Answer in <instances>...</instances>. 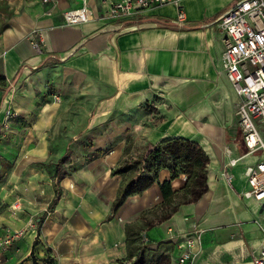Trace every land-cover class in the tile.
Instances as JSON below:
<instances>
[{
	"label": "crops",
	"instance_id": "0c3cea01",
	"mask_svg": "<svg viewBox=\"0 0 264 264\" xmlns=\"http://www.w3.org/2000/svg\"><path fill=\"white\" fill-rule=\"evenodd\" d=\"M110 1L116 0H87L97 17L66 24L63 12L79 8L82 0H0V122L14 99L18 111L27 109L15 87L48 68L58 70L69 89L87 91L89 101L87 117L59 156L68 145L69 162L52 211L46 209L55 188L42 165L49 155L21 153L9 161L13 156L3 152V164L12 165L2 179L0 196L8 207L0 210V233H24L1 253L2 264H32V251L36 264L129 263L140 248L144 264H159L175 257L176 239L193 227L201 244L187 264H255L264 249V200L243 197L244 169L264 153H246L235 114L239 98L220 69L224 34L217 21L233 0H183V24L172 5L103 19ZM170 137L194 141L205 151L207 191L168 215L160 183L170 173L161 169L156 182L129 196L105 221L121 182L112 169ZM231 159L238 162L228 168L229 187L219 175ZM185 181L184 175L172 180V192ZM43 214L33 247L37 227L28 222L37 223ZM126 226L134 242L127 241Z\"/></svg>",
	"mask_w": 264,
	"mask_h": 264
},
{
	"label": "built area",
	"instance_id": "2783aa9c",
	"mask_svg": "<svg viewBox=\"0 0 264 264\" xmlns=\"http://www.w3.org/2000/svg\"><path fill=\"white\" fill-rule=\"evenodd\" d=\"M43 3L52 0H41ZM183 0H116L110 1L102 13L103 19L120 20L148 12L154 8L172 5L179 8L176 20L183 24L184 11L181 10ZM49 13V11L47 12ZM66 24H79L93 20L96 13L90 8L87 0H82L79 8L63 12ZM218 27L223 32V50L220 69L226 75L239 100L235 114L247 154L258 151L264 153V141L256 127V123H264V0H233L231 6L219 14ZM33 47H39L36 35L31 38ZM160 105L167 107L166 102ZM16 115L5 110L4 118ZM7 122H0V132ZM229 152L230 150L226 148ZM238 159L229 160L220 172V179L231 187L233 175L228 168L236 166ZM248 190L243 192L244 198L256 201L264 200V159L249 164L244 169ZM17 202L12 209L17 208ZM28 226L36 227L30 220ZM24 230L6 229L0 233V264L5 259L1 253L7 250L23 235ZM264 234V230H263ZM145 240V238H143ZM201 244L200 231L195 227L176 239L177 254L168 264H187L193 259L195 250ZM255 264H264V249L255 259ZM75 264V263H63Z\"/></svg>",
	"mask_w": 264,
	"mask_h": 264
},
{
	"label": "rangeland",
	"instance_id": "374dc122",
	"mask_svg": "<svg viewBox=\"0 0 264 264\" xmlns=\"http://www.w3.org/2000/svg\"><path fill=\"white\" fill-rule=\"evenodd\" d=\"M15 88V96L26 98L27 109L18 111L13 104L14 99L8 109L16 115L4 118L5 111L2 115V124L7 122L0 132V174L4 175L12 164H3V152L13 156L7 159L9 161L17 159L21 153L47 154V161H54L62 154L64 144L72 139L88 114L87 91L85 93L83 88L69 89L66 79L56 69L48 68L42 77L34 73L28 82ZM256 127L264 141V123H256ZM3 185L4 181L0 179V194L4 192ZM20 191L19 187L14 189L16 195ZM7 207L8 200L0 196V210Z\"/></svg>",
	"mask_w": 264,
	"mask_h": 264
},
{
	"label": "trees",
	"instance_id": "16d2710c",
	"mask_svg": "<svg viewBox=\"0 0 264 264\" xmlns=\"http://www.w3.org/2000/svg\"><path fill=\"white\" fill-rule=\"evenodd\" d=\"M7 90L8 88L3 93H6ZM64 150L65 153L60 158L42 163L55 188V194L47 206V212L55 208L60 197L59 182L65 176V163L69 162L68 153L70 150L68 145ZM208 162L209 158L199 144L179 137H170L155 145L146 146L141 155L135 158L128 156L122 159L111 171L112 175L121 176V182L105 221L112 218V215L118 211L129 196L143 193L156 182L161 169H167L170 173L169 179L160 183V191L163 197L162 206L168 215H171L182 203L197 201L207 191ZM181 175L186 176L184 186L180 190L172 192L170 182ZM0 179H4V174H0ZM44 216L45 214L40 216L36 223L37 237L33 247L38 243V235ZM125 231L127 241L134 242L135 240H130V226H126ZM140 249L141 251L133 262H120V264H144L143 250ZM31 257L32 264H36L33 251ZM169 261L170 259L161 261L159 264H168ZM46 263L51 264V261L47 260Z\"/></svg>",
	"mask_w": 264,
	"mask_h": 264
}]
</instances>
